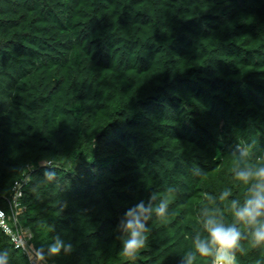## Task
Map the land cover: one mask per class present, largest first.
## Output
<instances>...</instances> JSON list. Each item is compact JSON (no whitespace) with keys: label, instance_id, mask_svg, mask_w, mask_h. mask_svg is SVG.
I'll return each mask as SVG.
<instances>
[{"label":"trees","instance_id":"1","mask_svg":"<svg viewBox=\"0 0 264 264\" xmlns=\"http://www.w3.org/2000/svg\"><path fill=\"white\" fill-rule=\"evenodd\" d=\"M257 164L264 0H0V209L35 252L71 243L44 264H180L200 212L231 222L248 192L235 173ZM169 187L167 217L121 256L120 219ZM241 243L237 264H264ZM5 252L31 264L0 227Z\"/></svg>","mask_w":264,"mask_h":264},{"label":"clouds","instance_id":"2","mask_svg":"<svg viewBox=\"0 0 264 264\" xmlns=\"http://www.w3.org/2000/svg\"><path fill=\"white\" fill-rule=\"evenodd\" d=\"M240 155L246 156L247 152H240ZM46 163L55 167L51 160ZM44 176L46 181L52 182L56 179V172L45 171ZM235 176L248 186L246 198L243 202L239 199L228 201V197L232 195L230 189H225L220 194L221 200L228 201L231 222L225 221L220 210L203 209L198 218L202 230L195 233L191 250L184 253L180 264H197L200 257L212 258L214 264L218 258L226 264H237L236 252H244L242 241H247L252 247H264V164L238 170ZM173 193L172 187L165 194L153 192L147 203L141 200L125 212L117 225V231L121 234L118 237L121 240V256L135 260L146 247L148 222L154 215L162 220L167 217ZM71 250V243L57 235L48 245L47 252L43 248L36 252L46 259L59 256L62 252L68 254ZM0 264H8L6 252L0 253ZM257 264L260 262L257 261Z\"/></svg>","mask_w":264,"mask_h":264},{"label":"built area","instance_id":"3","mask_svg":"<svg viewBox=\"0 0 264 264\" xmlns=\"http://www.w3.org/2000/svg\"><path fill=\"white\" fill-rule=\"evenodd\" d=\"M14 204H15V207H17L15 202ZM10 218L15 223L14 228H12L9 225ZM0 227L2 228L4 233L10 238L14 246L16 248L21 249L27 255L31 264H44L42 261V258L39 255H37L33 247L29 245L28 243L32 235L27 230H25L24 228H22L20 225L17 224V214L16 213L12 214V216H7L0 209ZM217 264H223V263L222 261H217Z\"/></svg>","mask_w":264,"mask_h":264},{"label":"rangeland","instance_id":"4","mask_svg":"<svg viewBox=\"0 0 264 264\" xmlns=\"http://www.w3.org/2000/svg\"><path fill=\"white\" fill-rule=\"evenodd\" d=\"M218 261H222L223 264H226V262L224 260L218 259Z\"/></svg>","mask_w":264,"mask_h":264}]
</instances>
